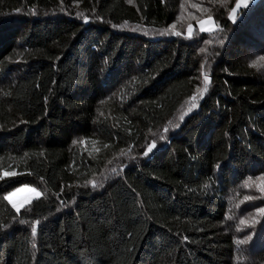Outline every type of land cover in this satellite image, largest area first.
I'll use <instances>...</instances> for the list:
<instances>
[{"label":"trees","instance_id":"trees-1","mask_svg":"<svg viewBox=\"0 0 264 264\" xmlns=\"http://www.w3.org/2000/svg\"><path fill=\"white\" fill-rule=\"evenodd\" d=\"M238 1L0 0V264H264V0Z\"/></svg>","mask_w":264,"mask_h":264},{"label":"rangeland","instance_id":"rangeland-1","mask_svg":"<svg viewBox=\"0 0 264 264\" xmlns=\"http://www.w3.org/2000/svg\"><path fill=\"white\" fill-rule=\"evenodd\" d=\"M252 1H256V0H239L238 4L236 5V8L232 12L231 20H235L238 11L241 8L247 6ZM207 20L208 19H205L203 21H207ZM204 27L207 29H210V30L209 31H201L200 23L198 24V29L201 32H213L217 28L216 23L214 22L213 19H211V23L205 24ZM193 30H194V28L192 27V32H193ZM187 35L189 36V30H188ZM37 193H39V195H37ZM8 197L10 198L12 205H16L17 207H19V209H22L25 205H27V204L31 203L32 201L42 197V194L40 191H38L37 189H35L33 187H21V188L15 190L14 192H12L10 195H8ZM7 200L9 201V199H7Z\"/></svg>","mask_w":264,"mask_h":264},{"label":"snow or ice","instance_id":"snow-or-ice-1","mask_svg":"<svg viewBox=\"0 0 264 264\" xmlns=\"http://www.w3.org/2000/svg\"><path fill=\"white\" fill-rule=\"evenodd\" d=\"M208 23H211V18H209L207 21H201V22H200L201 31H209V30H210V29H207V28L204 27V25H205V24H208ZM176 34H179V33H176ZM191 34H192V28H191V25H190V26H189V36H191ZM202 51H203V49H202ZM207 83H208V79H207V77H205V84L207 85ZM154 146H155V145H153V147H154ZM12 174H14V173H7V172H6V173H4L3 175H12ZM94 186H95V185H94ZM37 195H39V193H37ZM5 199H9V202L11 203L9 197H5ZM13 207H15L17 211L20 210L19 207H17L16 205H13ZM33 234H35V228H33Z\"/></svg>","mask_w":264,"mask_h":264}]
</instances>
